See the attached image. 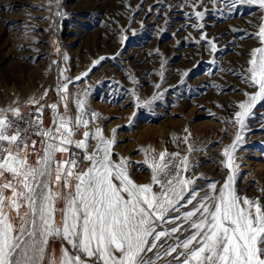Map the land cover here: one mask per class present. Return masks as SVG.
Returning <instances> with one entry per match:
<instances>
[{
  "label": "rangeland",
  "instance_id": "obj_1",
  "mask_svg": "<svg viewBox=\"0 0 264 264\" xmlns=\"http://www.w3.org/2000/svg\"><path fill=\"white\" fill-rule=\"evenodd\" d=\"M261 26L264 9L233 0H0V108L44 105L53 128L49 105L75 118L76 101L83 99L90 124L77 129L75 139L97 127L105 138L114 135L112 159L126 158L137 183L151 182L145 160L166 149L180 154L171 171L188 156L183 175L198 178L197 188L208 191L216 182L219 189L230 174L223 150L240 131L234 122L238 104L245 92L257 90L245 81L252 50L264 46L257 35ZM65 84L67 92L60 91ZM32 98L39 103L30 104ZM245 123L234 153L235 188L240 197L264 204V102ZM88 143L92 150L97 141ZM189 145L196 151L189 152ZM27 152L35 165L31 146ZM66 159L67 153L56 154L57 161ZM87 166L79 162V169ZM61 243L50 241L57 256Z\"/></svg>",
  "mask_w": 264,
  "mask_h": 264
},
{
  "label": "snow or ice",
  "instance_id": "obj_2",
  "mask_svg": "<svg viewBox=\"0 0 264 264\" xmlns=\"http://www.w3.org/2000/svg\"><path fill=\"white\" fill-rule=\"evenodd\" d=\"M233 3L264 9V0ZM195 15L203 17L201 12ZM257 35L264 44V26ZM248 63L245 82L257 90L245 92L247 99L235 112L240 131L223 150L230 174L219 189L216 182L208 184V191L195 187L198 178L183 175L188 156L174 172L171 163L179 153L165 149L158 158L146 159L151 182L137 183L126 158L112 159L114 135L105 138L97 127L75 139L77 129L90 124L83 118V99L76 101L80 114L75 118L60 113L57 104L49 105L54 113V127L49 129L40 119L44 105L23 129L18 107L0 108V264H157L168 256L172 259L166 264H264V204L260 198L237 195L239 165L234 156L243 142L246 118L264 102V46L252 50ZM59 90L67 92V84ZM61 99L66 112L67 97ZM29 103L39 101L32 98ZM97 115L92 113V118ZM31 135L41 137L39 150L37 141L29 144ZM90 139L97 141L92 150ZM29 146L37 155L35 165L29 162ZM192 151L196 149L189 145ZM57 153H67L68 159L57 161ZM81 160L88 162L86 169H79ZM61 201L63 207L57 208ZM182 208L186 210L181 213ZM57 239L62 242L59 256L49 247Z\"/></svg>",
  "mask_w": 264,
  "mask_h": 264
},
{
  "label": "built area",
  "instance_id": "obj_3",
  "mask_svg": "<svg viewBox=\"0 0 264 264\" xmlns=\"http://www.w3.org/2000/svg\"><path fill=\"white\" fill-rule=\"evenodd\" d=\"M38 107H40V105H35V106H33V107H29V108H25V109H21L20 110V114H21V116L23 117V120L22 121H18V123H19V127L21 128V129H23V128H26V127H28V122L30 121V120H36L37 119V111H36V109L38 108ZM45 113H46V110H45V107H44V110H43V114H42V116L40 117V119H42V122H43V124H42V127L44 128V129H49L51 126H48L47 125V123H46V118H45ZM9 117L11 118V113L9 112ZM13 119H15V118H13ZM35 129H33V131H34ZM31 140H35V141H37V140H41V137H39V136H36V135H31L30 136V140H29V144H31Z\"/></svg>",
  "mask_w": 264,
  "mask_h": 264
},
{
  "label": "bare ground",
  "instance_id": "obj_4",
  "mask_svg": "<svg viewBox=\"0 0 264 264\" xmlns=\"http://www.w3.org/2000/svg\"><path fill=\"white\" fill-rule=\"evenodd\" d=\"M60 8V6H58V9ZM50 128H52V126L50 127ZM152 256V255H151Z\"/></svg>",
  "mask_w": 264,
  "mask_h": 264
}]
</instances>
